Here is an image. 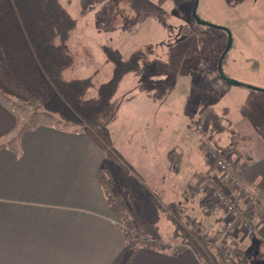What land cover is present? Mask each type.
<instances>
[{
	"label": "crops",
	"instance_id": "1",
	"mask_svg": "<svg viewBox=\"0 0 264 264\" xmlns=\"http://www.w3.org/2000/svg\"><path fill=\"white\" fill-rule=\"evenodd\" d=\"M136 74L138 72L128 74L121 83L117 95L120 92L122 95L117 99H123L122 105L110 126L112 147L118 159H134V153H137V158L145 160L152 153L157 138L158 153L161 150L159 134L164 117L160 105L156 112L153 99L147 96L146 107H132L130 114L124 112L127 99L141 87L135 80ZM204 89H210L209 83ZM236 89L227 87L222 95L258 100L254 95ZM28 108V104L0 93V264H203L193 247L178 255H172L168 250L137 248L125 257V226L114 215L107 191L99 181L100 171L111 172L107 169L109 159L106 154L83 129L67 126L57 117L56 121H48L41 117L43 113L39 108L36 112ZM216 113L218 111L206 104L192 118L198 124L200 134L198 143L193 139V146L189 147L195 153L199 149L205 165L200 171V163H196V172L192 174L196 185L192 188L191 182L188 186L191 188L186 191V203L175 207L181 205L184 208V217L187 210L194 209L198 203L209 204L207 182L211 176H220L207 157L210 141H215L218 136H212L211 122L221 121L228 130L227 120ZM229 113L228 109L227 115ZM254 117L258 123H264V116L259 118L253 109H249L243 113L240 124H234V136L239 134L241 138L234 141L232 149L216 148L229 153L243 179V191L230 189L242 211L247 209L249 194H255L256 202L264 207V202L257 196L258 190L264 193V133L261 126L254 123ZM199 118L204 119L205 124ZM173 145L178 153L169 158L170 166L179 171L188 147L186 142L184 146ZM113 192L126 203L132 227L143 232L140 222L130 214L122 194L115 188ZM212 210L209 217L215 228L213 233L203 229L201 221L204 218L192 220L202 227H199L202 234H209L210 242L216 241L213 238L216 234L225 231L226 220L220 207L215 206ZM252 218L255 234L241 238L238 243L251 264H264V217L254 214ZM179 241L170 246L180 245L182 241Z\"/></svg>",
	"mask_w": 264,
	"mask_h": 264
},
{
	"label": "rangeland",
	"instance_id": "2",
	"mask_svg": "<svg viewBox=\"0 0 264 264\" xmlns=\"http://www.w3.org/2000/svg\"><path fill=\"white\" fill-rule=\"evenodd\" d=\"M194 3L195 0L177 6L169 1L161 6L156 0H61L62 6L78 22L68 43L74 55V65L65 73L64 79L92 78L93 87L88 99L96 97L98 88L112 77L113 65L107 61L103 47L119 50L125 60L137 51L148 56L134 76L141 85L139 92L127 99L124 112L130 114L132 107H146L147 96L153 99L156 112L160 105L164 117L159 134L160 153L157 138L152 153L146 156L149 160H141L134 153V159L122 157L124 163L121 158L109 159L107 169L111 171L113 190H118L127 201L130 214L140 222L145 237L152 240L155 237L169 245L187 240L186 234L191 237L204 235L200 229L195 231L200 227L193 222L196 217L204 218L201 222L205 232L215 230L209 217L215 203L210 198L213 204L209 202L208 205L211 209L207 202H200L194 209L187 210L185 219L191 220H181L179 214L170 211V208L175 211L177 205L186 203V191L195 187L192 174L196 172V163H200V171L205 165L199 149L195 153L189 147L193 146V139L198 143L200 134L198 124L192 118L202 105L205 108L208 104L218 111L219 115H216L227 120L228 132L219 133L209 144L213 148L231 150L234 141L241 138L239 134L234 136V124H240L243 113L253 109L259 118L264 116V92L242 86L236 90L254 95L258 100L223 96L227 84L220 78L218 65L228 37L221 30L198 26L192 18ZM198 15L209 24L229 29L232 34L233 47L223 65L224 74L243 85L264 90V0H199ZM208 83L210 89H204ZM121 95L120 92L117 98ZM37 108L38 105L29 104L28 109L36 112ZM228 109L230 113L227 115ZM42 113L43 119H57ZM199 119L205 124L204 119ZM253 119L264 133V123H258L256 117ZM262 120L264 122V117ZM185 142L188 151L182 161L183 167L176 171L171 168L169 160L178 153L173 144L184 146ZM191 182L193 185L188 188ZM179 207L184 213V208ZM171 214L173 217L170 218ZM218 226L222 227V224ZM178 228L183 230L179 234L176 232ZM224 237L227 242L238 243L244 236L226 238L225 230ZM196 241L201 249H205L199 237ZM218 243L210 244L212 248L204 250L211 262L220 252L222 244Z\"/></svg>",
	"mask_w": 264,
	"mask_h": 264
},
{
	"label": "trees",
	"instance_id": "3",
	"mask_svg": "<svg viewBox=\"0 0 264 264\" xmlns=\"http://www.w3.org/2000/svg\"><path fill=\"white\" fill-rule=\"evenodd\" d=\"M156 1L161 6L169 1L179 6L194 0ZM77 26V20L62 6L61 0H0V93L21 103L36 104L42 112L56 116L63 124L83 129L108 159L117 160L110 137V126L116 120L123 101L117 99V93L124 78L139 72L141 63L148 56L143 51H137L125 60L119 50L103 47L107 61L113 65L112 77L98 88L96 97L88 99L93 87L92 78L64 79L65 73L74 64V55L68 43ZM211 128L213 137L228 131L221 121L211 122ZM109 174L100 171L99 181L107 191L114 215L125 226V257L137 248L168 250L172 255L186 250L183 247L174 250L173 246L145 237L141 231L132 232L127 205L119 194L113 192L112 176ZM170 211L173 209L170 208ZM180 231H183L182 228L176 230L178 234ZM215 236L221 246L230 248L237 264H251L238 243L227 242L224 232ZM184 237L189 246L198 250L203 264H225L220 252L211 262L209 256L201 251L203 249L196 239L199 237L202 247L210 249L209 234L196 238L186 234Z\"/></svg>",
	"mask_w": 264,
	"mask_h": 264
},
{
	"label": "built area",
	"instance_id": "4",
	"mask_svg": "<svg viewBox=\"0 0 264 264\" xmlns=\"http://www.w3.org/2000/svg\"><path fill=\"white\" fill-rule=\"evenodd\" d=\"M203 127H199L202 130ZM208 160L214 164L215 170L220 176H211L206 185V192L209 198L226 214L225 230L226 237L238 238L241 234L247 238L251 237L256 232V227L253 224L252 216L259 214L264 217V207L260 206L256 202L255 194H249L247 197V209L242 211L237 204V200L234 194L230 192V189L244 190L243 179L239 176V172L235 169L234 162L229 153L218 150L209 146ZM256 189V188H255ZM257 196L264 202V193L258 190ZM175 215L179 214L181 220H187L183 216V210L177 207L175 211H172ZM173 215V214H171ZM133 232H136L135 227L131 228ZM199 228L196 227L197 232ZM198 242V241H197ZM210 244L217 245V241H211ZM179 247L190 248L189 244L184 240L180 245L173 246L174 250H178ZM204 251V249H203ZM220 254L223 255L224 263L237 264L232 258L231 250L226 246L220 247Z\"/></svg>",
	"mask_w": 264,
	"mask_h": 264
},
{
	"label": "water",
	"instance_id": "5",
	"mask_svg": "<svg viewBox=\"0 0 264 264\" xmlns=\"http://www.w3.org/2000/svg\"><path fill=\"white\" fill-rule=\"evenodd\" d=\"M198 9H199V0H195L194 7H193V10H192V18L194 19V21L196 22V24L198 26L209 27V28H212V29L221 30V31L225 32L227 34V37H228L226 49L223 52V54L221 56V59L219 61V65H218V70H219V74H220L221 80L223 82H225L230 87L239 88V87L245 86V87H247L250 90H255V91H258V92H264V90H260V89H257L255 87H252V86L243 85L240 82H238L237 80H233V79L229 78L228 76H226L224 74L223 65H224V62L227 59V56L229 55V53H230V51H231V49L233 47L232 34H231L230 30L225 28V27H217V26H214L212 24H209L206 21H203L198 15Z\"/></svg>",
	"mask_w": 264,
	"mask_h": 264
}]
</instances>
